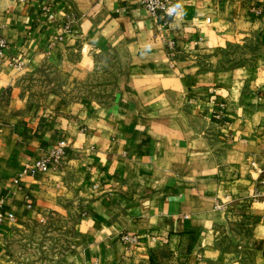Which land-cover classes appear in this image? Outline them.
Segmentation results:
<instances>
[{"label":"crops","instance_id":"1","mask_svg":"<svg viewBox=\"0 0 264 264\" xmlns=\"http://www.w3.org/2000/svg\"><path fill=\"white\" fill-rule=\"evenodd\" d=\"M0 22V264H17L15 232L53 218H74L53 264H264V0H177L164 17L0 0ZM104 72L108 99L77 93ZM59 138L60 165L17 177Z\"/></svg>","mask_w":264,"mask_h":264},{"label":"rangeland","instance_id":"2","mask_svg":"<svg viewBox=\"0 0 264 264\" xmlns=\"http://www.w3.org/2000/svg\"><path fill=\"white\" fill-rule=\"evenodd\" d=\"M264 51V44L256 48ZM88 76L80 83L77 93L93 94L106 100L116 87L115 74L100 73ZM49 76H47V81ZM74 218H53L51 222L30 225L26 230L15 232L9 249L17 264H53L74 242ZM121 264H162L161 259L151 256L149 261L127 259Z\"/></svg>","mask_w":264,"mask_h":264},{"label":"built area","instance_id":"3","mask_svg":"<svg viewBox=\"0 0 264 264\" xmlns=\"http://www.w3.org/2000/svg\"><path fill=\"white\" fill-rule=\"evenodd\" d=\"M138 2L144 6V8L152 16H162L169 14V9H176L177 0H138ZM174 11L170 15L174 14ZM252 11L259 13L260 9L252 8ZM51 15V14H49ZM165 41L167 54L172 59L175 57L177 49L176 40L174 38H168ZM7 45V40L4 35L1 33V22H0V60L3 58L4 48ZM225 109V104L222 101L217 103V106L213 109L215 116L217 118L222 117V114ZM67 152V142L63 138L57 139L51 146L47 149L46 152L39 154L33 160L27 161L22 166L20 172H18L17 177L23 175H34L36 173L42 172L50 166H58L63 161ZM16 180V179H15ZM261 182L264 186V170L261 178ZM11 217V214H9ZM121 240L126 245H131L137 241V236L129 235L127 233H121Z\"/></svg>","mask_w":264,"mask_h":264},{"label":"clouds","instance_id":"4","mask_svg":"<svg viewBox=\"0 0 264 264\" xmlns=\"http://www.w3.org/2000/svg\"><path fill=\"white\" fill-rule=\"evenodd\" d=\"M172 11H174V9H169V14H171Z\"/></svg>","mask_w":264,"mask_h":264}]
</instances>
